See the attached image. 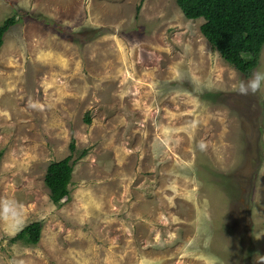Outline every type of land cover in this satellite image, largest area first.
Masks as SVG:
<instances>
[{
  "label": "rangeland",
  "instance_id": "1",
  "mask_svg": "<svg viewBox=\"0 0 264 264\" xmlns=\"http://www.w3.org/2000/svg\"><path fill=\"white\" fill-rule=\"evenodd\" d=\"M9 16L0 201L42 228L33 246L0 232V264L264 257V89L233 91L250 76L211 47L202 18L176 0H0V24ZM71 142L70 199L58 206L44 175Z\"/></svg>",
  "mask_w": 264,
  "mask_h": 264
},
{
  "label": "trees",
  "instance_id": "2",
  "mask_svg": "<svg viewBox=\"0 0 264 264\" xmlns=\"http://www.w3.org/2000/svg\"><path fill=\"white\" fill-rule=\"evenodd\" d=\"M184 17L190 20L202 18L200 32L211 47L231 67L248 77L256 68L264 45V0H176ZM140 10V4L136 11ZM16 23L9 16L0 24V48L6 32ZM87 116L85 122H89ZM74 143L69 146V155L51 161L44 175L49 198L55 205L70 199L68 185L72 174ZM86 154L83 150L80 156ZM2 151L0 152V158ZM41 221L28 223L15 236L12 243L33 246L40 237Z\"/></svg>",
  "mask_w": 264,
  "mask_h": 264
},
{
  "label": "clouds",
  "instance_id": "3",
  "mask_svg": "<svg viewBox=\"0 0 264 264\" xmlns=\"http://www.w3.org/2000/svg\"><path fill=\"white\" fill-rule=\"evenodd\" d=\"M177 76L179 78V73ZM261 89H264V70L260 69L252 71L250 78L241 79L233 85V91L242 96L254 95ZM200 148L203 149L204 145L201 144ZM0 207L3 209V211H0V232L11 238L27 225V221L20 211L21 206L18 202L0 201ZM262 262H264V257L257 255L255 264H262ZM216 264H222V261L217 260Z\"/></svg>",
  "mask_w": 264,
  "mask_h": 264
}]
</instances>
